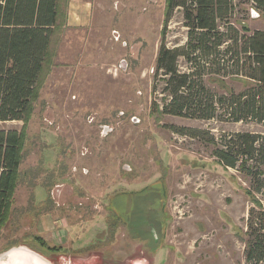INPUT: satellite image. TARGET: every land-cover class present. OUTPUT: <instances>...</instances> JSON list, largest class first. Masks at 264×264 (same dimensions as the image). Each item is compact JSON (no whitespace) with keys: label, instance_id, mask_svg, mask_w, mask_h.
Segmentation results:
<instances>
[{"label":"rangeland","instance_id":"1","mask_svg":"<svg viewBox=\"0 0 264 264\" xmlns=\"http://www.w3.org/2000/svg\"><path fill=\"white\" fill-rule=\"evenodd\" d=\"M92 1L88 29H68V0L60 4L0 254L26 246L53 264H246L247 220L264 195L250 193L249 179L221 165L214 151L236 133L264 135V125L163 115L170 96L156 59L163 31L169 48L186 45L183 11L165 27L166 0ZM234 5L230 21L238 30L264 31V12L252 0ZM179 69L188 70L183 58ZM216 79L205 78L216 95L246 86ZM22 128L0 122V130ZM161 182L170 220L153 253L130 236L121 219L125 203L113 213L110 200ZM46 214L69 228L58 254L34 240Z\"/></svg>","mask_w":264,"mask_h":264},{"label":"trees","instance_id":"2","mask_svg":"<svg viewBox=\"0 0 264 264\" xmlns=\"http://www.w3.org/2000/svg\"><path fill=\"white\" fill-rule=\"evenodd\" d=\"M264 12V0H252ZM62 0H0V122H23V128L0 130V238L10 216L14 195L21 178L20 167L34 105L39 99V81L49 58L51 39L60 25ZM177 10L183 11L187 42L169 48L162 33L156 59V76L165 78L170 96L163 115L198 120L264 125V31L238 30L230 21L234 0H166L165 27ZM183 58L188 70L179 69ZM234 78L245 83L242 92L229 90L216 95L205 86V78ZM156 92V88H154ZM225 168L237 169L250 181V193L264 195V135L241 132L225 139L214 151ZM126 198V199H125ZM119 200L125 203L121 219L131 237L148 244L153 253L159 248L152 229L156 223L164 237L168 191L160 185L137 193L115 195L110 200L116 212ZM255 207L247 220L246 264H264V206ZM41 250L58 254L40 237ZM40 251V250H39Z\"/></svg>","mask_w":264,"mask_h":264},{"label":"crops","instance_id":"3","mask_svg":"<svg viewBox=\"0 0 264 264\" xmlns=\"http://www.w3.org/2000/svg\"><path fill=\"white\" fill-rule=\"evenodd\" d=\"M95 7L92 0H68L66 27L68 29H88L93 25ZM36 234L49 247L66 248L69 228L63 218L54 220L51 215H43L36 223Z\"/></svg>","mask_w":264,"mask_h":264},{"label":"water","instance_id":"4","mask_svg":"<svg viewBox=\"0 0 264 264\" xmlns=\"http://www.w3.org/2000/svg\"><path fill=\"white\" fill-rule=\"evenodd\" d=\"M0 264H53L39 252L26 247H13L0 254Z\"/></svg>","mask_w":264,"mask_h":264},{"label":"flooded vegetation","instance_id":"5","mask_svg":"<svg viewBox=\"0 0 264 264\" xmlns=\"http://www.w3.org/2000/svg\"><path fill=\"white\" fill-rule=\"evenodd\" d=\"M154 186L156 187V185L154 184ZM157 225H156V223H155V225H154V228L152 229V234H153V237H154V239H155V241H156V243H157V247H159L157 250H156V252L155 253H157V252H159L161 249H162V246H163V243H164V241H165V236L166 235H164V237H159V235H158V233H157ZM165 230H166V228H165ZM163 232H165V231H163Z\"/></svg>","mask_w":264,"mask_h":264},{"label":"built area","instance_id":"6","mask_svg":"<svg viewBox=\"0 0 264 264\" xmlns=\"http://www.w3.org/2000/svg\"><path fill=\"white\" fill-rule=\"evenodd\" d=\"M105 130L107 131L108 130V127H106Z\"/></svg>","mask_w":264,"mask_h":264},{"label":"bare ground","instance_id":"7","mask_svg":"<svg viewBox=\"0 0 264 264\" xmlns=\"http://www.w3.org/2000/svg\"><path fill=\"white\" fill-rule=\"evenodd\" d=\"M63 260H65V259H63ZM60 263V262H59Z\"/></svg>","mask_w":264,"mask_h":264}]
</instances>
